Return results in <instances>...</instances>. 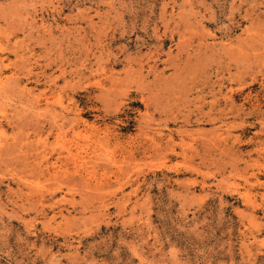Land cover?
<instances>
[{
	"label": "rangeland",
	"instance_id": "374dc122",
	"mask_svg": "<svg viewBox=\"0 0 264 264\" xmlns=\"http://www.w3.org/2000/svg\"><path fill=\"white\" fill-rule=\"evenodd\" d=\"M0 264H264V0H0Z\"/></svg>",
	"mask_w": 264,
	"mask_h": 264
}]
</instances>
